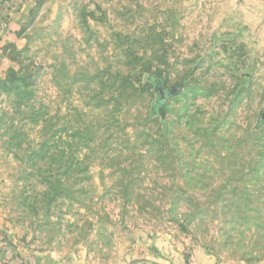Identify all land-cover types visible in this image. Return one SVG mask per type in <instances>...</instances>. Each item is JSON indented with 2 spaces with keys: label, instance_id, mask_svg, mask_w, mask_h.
<instances>
[{
  "label": "rangeland",
  "instance_id": "obj_1",
  "mask_svg": "<svg viewBox=\"0 0 264 264\" xmlns=\"http://www.w3.org/2000/svg\"><path fill=\"white\" fill-rule=\"evenodd\" d=\"M2 52L5 255L264 264V0H41Z\"/></svg>",
  "mask_w": 264,
  "mask_h": 264
},
{
  "label": "crops",
  "instance_id": "obj_2",
  "mask_svg": "<svg viewBox=\"0 0 264 264\" xmlns=\"http://www.w3.org/2000/svg\"><path fill=\"white\" fill-rule=\"evenodd\" d=\"M39 1L41 0H12L13 7L9 6L10 8L0 11V58L3 47L16 37V33L20 31ZM0 264H49V260L47 257L39 256L24 260L17 258L7 263L0 255ZM203 264H212V262L205 260Z\"/></svg>",
  "mask_w": 264,
  "mask_h": 264
},
{
  "label": "trees",
  "instance_id": "obj_3",
  "mask_svg": "<svg viewBox=\"0 0 264 264\" xmlns=\"http://www.w3.org/2000/svg\"><path fill=\"white\" fill-rule=\"evenodd\" d=\"M151 82L154 85L155 92H158L157 101L155 103L156 112L161 115V110L164 112L163 103L166 101V96L173 93V90H166L163 88V83L161 79H157L155 77H151ZM163 92V93H162ZM0 255H2L5 258V261L8 263L11 260H16L17 257L15 255L7 256L0 250Z\"/></svg>",
  "mask_w": 264,
  "mask_h": 264
},
{
  "label": "water",
  "instance_id": "obj_4",
  "mask_svg": "<svg viewBox=\"0 0 264 264\" xmlns=\"http://www.w3.org/2000/svg\"><path fill=\"white\" fill-rule=\"evenodd\" d=\"M163 93V92H162ZM262 122H264V114H263V120H262Z\"/></svg>",
  "mask_w": 264,
  "mask_h": 264
}]
</instances>
